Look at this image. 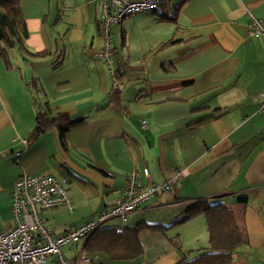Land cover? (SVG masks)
<instances>
[{
	"label": "crops",
	"instance_id": "crops-1",
	"mask_svg": "<svg viewBox=\"0 0 264 264\" xmlns=\"http://www.w3.org/2000/svg\"><path fill=\"white\" fill-rule=\"evenodd\" d=\"M19 4L26 50L47 55L11 50L9 69L0 60V230L13 225L10 196L21 175L66 179L69 204L51 211L67 209L72 217L57 232L46 222L57 236L109 207L132 170L147 169L153 184L185 171L173 195L152 198L129 217L140 216L130 225L169 226L194 201L221 202L247 241L230 264H264V36H247L248 16L264 18V0H186L174 22L159 20V12L147 23L139 21L141 13L125 18L112 30L128 53L112 65L114 77L119 72L121 108L102 111L96 109L106 105L114 86L109 66L98 58L97 0ZM45 102L53 114L85 116L69 130L64 148L55 130L26 146L35 104ZM110 222L104 227L123 226ZM176 235L182 253L161 233L144 229L138 235L141 257L94 255L97 264H175L187 251L208 249L202 216L166 233Z\"/></svg>",
	"mask_w": 264,
	"mask_h": 264
},
{
	"label": "built area",
	"instance_id": "built-area-1",
	"mask_svg": "<svg viewBox=\"0 0 264 264\" xmlns=\"http://www.w3.org/2000/svg\"><path fill=\"white\" fill-rule=\"evenodd\" d=\"M163 1L97 0L99 33L103 42L98 58L109 66L114 87L118 83L112 70L113 28L133 14L158 11ZM247 36H264V18L248 16ZM259 111L264 112V90L259 96ZM142 129H145L144 123ZM21 154V151L15 152V163H19ZM184 174L185 171L177 172L164 183L153 184L147 169H134L126 176L121 195L109 207L57 236L50 232L41 212L69 204L66 179L53 175H21L13 184L10 196L13 225L0 230V264H47V257H53L50 264H97L95 255L84 250L87 239L111 220L125 225L132 214L157 195H173L178 178ZM66 246L77 248H70L64 254L62 248Z\"/></svg>",
	"mask_w": 264,
	"mask_h": 264
},
{
	"label": "trees",
	"instance_id": "trees-1",
	"mask_svg": "<svg viewBox=\"0 0 264 264\" xmlns=\"http://www.w3.org/2000/svg\"><path fill=\"white\" fill-rule=\"evenodd\" d=\"M171 1L173 0H164L159 10L153 12L154 14L159 12V20L174 22L176 14L186 0L182 2L177 0L173 5H170ZM164 9L169 11L171 16H164ZM26 36L27 31L19 0H0V60L6 69L12 67L11 50H17L23 55L32 57L47 55L46 53L34 54L28 52L24 46ZM118 74L119 72L115 71V79L117 80L119 79ZM35 105L34 127L26 138V146L33 144L41 135L55 130L61 146L66 147L69 130L82 125L85 116L71 117L69 114H53L46 102L36 103ZM107 108L113 110L121 108L117 87H112L106 105L97 108L96 111ZM239 201L245 202L246 199L239 198ZM199 216H202L206 223L208 249L187 251L182 254L183 257L175 264H230L239 248L247 245V241L237 227L232 209L221 202L211 204L202 200L194 201L188 205L181 217L169 226L139 221L121 227H102L87 239L84 250L91 254H102L113 261L132 260L142 256V247L138 235L141 230L147 229L159 232L167 237L173 247L182 253L179 237L177 235L168 237L166 233L169 229L181 226Z\"/></svg>",
	"mask_w": 264,
	"mask_h": 264
},
{
	"label": "rangeland",
	"instance_id": "rangeland-1",
	"mask_svg": "<svg viewBox=\"0 0 264 264\" xmlns=\"http://www.w3.org/2000/svg\"><path fill=\"white\" fill-rule=\"evenodd\" d=\"M138 14H140V13H138ZM149 14H150V16H152L151 15L152 13H141L140 15H137L139 21H142V23H147L148 22L147 18L149 16ZM112 43H113L114 47L116 48L117 54H118V57L114 58V65L117 66L116 60H118V61H121L120 59L127 60L128 53H127L126 49L124 50L123 48H121L119 32H116V33L112 34ZM136 50L138 51V49H136ZM138 55H139V52H135V53H133L132 57H137ZM22 59H23V57H22ZM124 60H122V61H124ZM135 61H133L132 63H134ZM132 77H134V75H133V72L130 71L129 72V78H132ZM125 80H127V79H125ZM128 85L133 86V87L136 86L135 84H132V83H129ZM161 212L162 211H158L157 213H154V214H159ZM41 215L46 220V222L49 225V227H50V225L54 226V228H55L54 231L55 232H57L59 230H62L63 227L67 226V221L70 220L71 217H72V213L69 212L67 209H63V208L62 209H58V210H54V211H51V210L50 211L49 210L48 211H42ZM139 217L140 216H136L135 218H131L130 220H128L126 225L133 223V221L135 219H138ZM112 223H114V222H112ZM112 223L109 222L107 224H112ZM115 224H117V223H115ZM6 226H7V224H6ZM6 226L3 224V227L6 228ZM70 248L75 250L77 247L66 246V247L62 248V252L64 254H66L67 251ZM47 259H48L47 260L48 261L47 264H50V262L53 260V257H47ZM115 264H120V263H115Z\"/></svg>",
	"mask_w": 264,
	"mask_h": 264
}]
</instances>
